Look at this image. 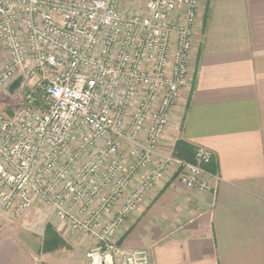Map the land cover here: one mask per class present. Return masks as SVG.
Instances as JSON below:
<instances>
[{"label":"built area","instance_id":"built-area-1","mask_svg":"<svg viewBox=\"0 0 264 264\" xmlns=\"http://www.w3.org/2000/svg\"><path fill=\"white\" fill-rule=\"evenodd\" d=\"M202 2L0 0V91L19 76L25 89L0 112V230L40 205L95 241L87 264H151L122 228L167 175L195 187L213 157L160 152Z\"/></svg>","mask_w":264,"mask_h":264},{"label":"crops","instance_id":"crops-1","mask_svg":"<svg viewBox=\"0 0 264 264\" xmlns=\"http://www.w3.org/2000/svg\"><path fill=\"white\" fill-rule=\"evenodd\" d=\"M199 16L188 84L160 152L181 140L211 150L212 161L192 188L167 175L120 242L147 249L151 264H264V0H203ZM46 212L38 205L4 220L0 264H87L95 241L56 216L43 222ZM49 223L63 240L52 251L43 249Z\"/></svg>","mask_w":264,"mask_h":264},{"label":"rangeland","instance_id":"rangeland-1","mask_svg":"<svg viewBox=\"0 0 264 264\" xmlns=\"http://www.w3.org/2000/svg\"><path fill=\"white\" fill-rule=\"evenodd\" d=\"M4 59H5V55L0 53V64L4 61ZM24 93H25V89L22 88L17 90L14 94L9 93L8 88L6 90L0 91V112L4 113L5 115L13 116L17 111L21 110L25 106L23 100V97L25 95ZM46 213L44 214L43 217L44 220H42L41 218L33 223L35 225V228L38 227L39 229L42 226L43 222L47 223L54 218L52 215Z\"/></svg>","mask_w":264,"mask_h":264},{"label":"trees","instance_id":"trees-1","mask_svg":"<svg viewBox=\"0 0 264 264\" xmlns=\"http://www.w3.org/2000/svg\"><path fill=\"white\" fill-rule=\"evenodd\" d=\"M195 151L196 148L194 146L187 144L181 140H178L173 148V152L175 155L189 161L193 160ZM62 244H63L62 238L58 235V233L54 230V228L50 225V223L47 224L45 229L43 249L46 251H52L58 248Z\"/></svg>","mask_w":264,"mask_h":264},{"label":"water","instance_id":"water-1","mask_svg":"<svg viewBox=\"0 0 264 264\" xmlns=\"http://www.w3.org/2000/svg\"><path fill=\"white\" fill-rule=\"evenodd\" d=\"M24 80L23 76H19L12 84L9 86V93L14 94L17 90L21 88L22 82Z\"/></svg>","mask_w":264,"mask_h":264}]
</instances>
